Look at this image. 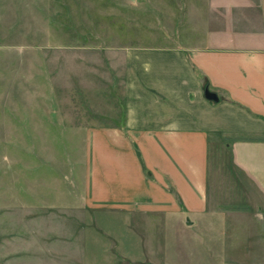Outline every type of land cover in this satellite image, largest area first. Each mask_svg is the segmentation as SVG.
Here are the masks:
<instances>
[{
	"label": "rangeland",
	"instance_id": "obj_1",
	"mask_svg": "<svg viewBox=\"0 0 264 264\" xmlns=\"http://www.w3.org/2000/svg\"><path fill=\"white\" fill-rule=\"evenodd\" d=\"M236 39L264 48V0H0V264H264V197L222 135L203 215L89 196L129 52Z\"/></svg>",
	"mask_w": 264,
	"mask_h": 264
},
{
	"label": "crops",
	"instance_id": "obj_2",
	"mask_svg": "<svg viewBox=\"0 0 264 264\" xmlns=\"http://www.w3.org/2000/svg\"><path fill=\"white\" fill-rule=\"evenodd\" d=\"M251 45L129 52L125 122L101 130L89 196L125 212L164 214V222L173 211L203 215L217 134L264 197V48Z\"/></svg>",
	"mask_w": 264,
	"mask_h": 264
},
{
	"label": "water",
	"instance_id": "obj_3",
	"mask_svg": "<svg viewBox=\"0 0 264 264\" xmlns=\"http://www.w3.org/2000/svg\"><path fill=\"white\" fill-rule=\"evenodd\" d=\"M132 1H134V0H132ZM205 97L208 100L215 101V102H217L219 100L217 94L213 91H210L209 87H206V89H205Z\"/></svg>",
	"mask_w": 264,
	"mask_h": 264
},
{
	"label": "trees",
	"instance_id": "obj_4",
	"mask_svg": "<svg viewBox=\"0 0 264 264\" xmlns=\"http://www.w3.org/2000/svg\"><path fill=\"white\" fill-rule=\"evenodd\" d=\"M148 174H150L148 171H147Z\"/></svg>",
	"mask_w": 264,
	"mask_h": 264
}]
</instances>
